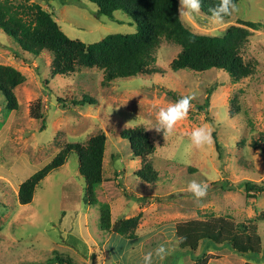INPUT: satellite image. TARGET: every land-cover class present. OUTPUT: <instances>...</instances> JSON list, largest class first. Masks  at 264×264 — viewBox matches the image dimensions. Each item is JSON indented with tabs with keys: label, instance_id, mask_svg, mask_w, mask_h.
<instances>
[{
	"label": "rangeland",
	"instance_id": "1",
	"mask_svg": "<svg viewBox=\"0 0 264 264\" xmlns=\"http://www.w3.org/2000/svg\"><path fill=\"white\" fill-rule=\"evenodd\" d=\"M0 3L13 9L29 4ZM36 3L54 14L61 31L73 41L93 44L109 35L136 32V24L123 12H115L112 19L98 17L96 6L87 0ZM236 4L238 13L224 24L212 23L203 12L191 19L180 17L186 29L206 37H220L232 27L246 28L247 22L257 25L247 29L249 42L241 53L245 62L254 64V72L234 84L228 74L215 69L173 71L170 64L180 48L166 41L155 53L151 74L107 85L95 68L51 77L50 53L24 52L0 29V66L12 67L25 78L14 90L16 111H6L0 93V264H56V257L63 264H145L149 253L151 264H264V189L246 195L243 187L245 182L264 181V0ZM189 95L195 99L187 119L165 138L154 129L159 109ZM207 96L208 107L201 111L197 107ZM235 96L238 113L233 108ZM35 113L42 121L34 119ZM197 127L212 129L222 148L220 157L214 143L199 149L192 145L191 132ZM134 128L144 130L154 145L148 158L158 174L154 183L135 175L141 161L122 138L124 131ZM99 133L106 143L96 205L86 197L76 153L40 182L29 204L18 203L21 182L66 144L84 145ZM192 180L208 184L203 199L187 190ZM103 204L110 207L113 224L124 215L138 217L136 229L157 235L105 241L111 232L99 225ZM195 222L216 228L250 227L260 238V253L240 256L227 245L205 242L194 251L180 249L175 227ZM160 249L164 251L157 255Z\"/></svg>",
	"mask_w": 264,
	"mask_h": 264
},
{
	"label": "trees",
	"instance_id": "2",
	"mask_svg": "<svg viewBox=\"0 0 264 264\" xmlns=\"http://www.w3.org/2000/svg\"><path fill=\"white\" fill-rule=\"evenodd\" d=\"M36 1L38 0H33L26 6H19L18 9L0 3V29L24 52L34 56H38L42 51L50 53L51 77L68 76L81 68H95L102 71V84L107 85L116 79L151 74L153 71L149 68L155 62V53L163 41L180 48V52L170 64L173 71L204 72L215 69L228 74L233 84L250 77L254 72V64L251 61L245 62L241 56L242 49L249 42L250 34L247 29H257V25L250 22L245 23L246 28L228 29L220 37L198 36L182 24L178 0H87L96 6L98 17L112 19L115 12H123L136 24V32L109 35L98 43L84 44L69 39L54 20V14L43 9ZM238 1L233 0L235 4ZM218 3L219 0H202L201 11L210 16L209 9ZM228 18L225 17V20ZM24 81V76L16 69L0 66V93L4 97L6 111L13 112L18 109L14 90ZM170 97L173 99L175 96L171 94ZM208 97L202 107H197L199 110L208 107ZM177 100L178 97L175 98V102ZM237 101L238 98L235 96L233 100L235 113L239 111ZM33 117L36 120L43 119L36 113ZM122 138L129 142L133 157L141 161V167L135 175L146 183L156 182L158 174L148 160L155 148L148 134L141 128H134L124 131ZM213 140L220 157L222 152L220 143L214 135ZM105 141L104 134L99 133L84 145L66 144L49 163L17 186L18 203L29 204L40 182L49 173L61 168L70 153H76L79 174L86 183V197L90 205H96V187L103 181ZM243 187L246 195L259 194L264 189V181L261 184L245 182ZM99 225L104 231L130 237L136 230L138 217L119 220L112 224L110 207L103 204L99 207ZM175 235L177 246L183 250L194 251L199 242H205L213 247L227 245L240 256L249 253L259 254L261 249L259 236L254 229L246 226L230 228L219 224L216 228L206 223L195 222L176 226ZM180 237H183L182 242L178 239ZM55 260L56 264L64 263L57 257Z\"/></svg>",
	"mask_w": 264,
	"mask_h": 264
},
{
	"label": "clouds",
	"instance_id": "3",
	"mask_svg": "<svg viewBox=\"0 0 264 264\" xmlns=\"http://www.w3.org/2000/svg\"><path fill=\"white\" fill-rule=\"evenodd\" d=\"M202 0H179V17H187L189 19L202 14ZM238 5L233 0H219V3L209 9L210 16L208 18L212 23L224 24L225 17H231L238 13ZM194 96H183L176 102L170 104L167 108H160L157 115V124L154 129L157 132H163L165 138L174 132L178 122L187 119L192 108V100ZM212 129L207 127H197L191 132V143L196 148H202L213 144ZM208 184L192 180L188 183L187 190L197 199L201 200L207 195ZM180 242L183 237L178 238ZM164 250L160 249L157 255H160ZM163 257L161 256V259ZM152 253L144 257L145 264H151Z\"/></svg>",
	"mask_w": 264,
	"mask_h": 264
},
{
	"label": "crops",
	"instance_id": "4",
	"mask_svg": "<svg viewBox=\"0 0 264 264\" xmlns=\"http://www.w3.org/2000/svg\"><path fill=\"white\" fill-rule=\"evenodd\" d=\"M47 10V9H45ZM17 194V193H16ZM128 215V214H127ZM128 216L124 215L123 219H127ZM111 223L113 224V222L111 221ZM157 234H153L151 232H148V235L140 232L138 229L135 230L134 234L130 237L128 236H122V235H118V234H114V233H110L108 234L107 238L105 239V241H109L112 240L114 237H118V239H124V240H128V239H139V238H146V237H151V236H156ZM143 243V242H142Z\"/></svg>",
	"mask_w": 264,
	"mask_h": 264
}]
</instances>
